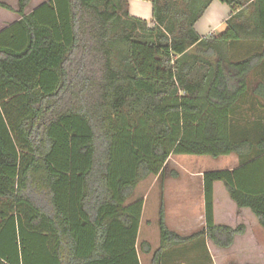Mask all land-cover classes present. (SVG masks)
<instances>
[{
  "label": "trees",
  "instance_id": "trees-1",
  "mask_svg": "<svg viewBox=\"0 0 264 264\" xmlns=\"http://www.w3.org/2000/svg\"><path fill=\"white\" fill-rule=\"evenodd\" d=\"M150 1L148 22L130 14L129 0L31 10L32 0H0L18 16L0 30V264H141L138 247L152 250L138 245L144 201L132 200L151 177L161 202L151 264L205 237L234 250L246 226L215 225L219 184L264 228V0H218L231 15L206 38L195 26L215 0ZM254 78L248 129L235 115ZM231 154L239 169L204 174L206 230L170 231V158ZM256 250L257 261L230 264H264Z\"/></svg>",
  "mask_w": 264,
  "mask_h": 264
},
{
  "label": "crops",
  "instance_id": "crops-1",
  "mask_svg": "<svg viewBox=\"0 0 264 264\" xmlns=\"http://www.w3.org/2000/svg\"><path fill=\"white\" fill-rule=\"evenodd\" d=\"M129 1L130 14L133 17L146 20L148 22L152 21L153 6L150 0ZM133 3L137 4L139 8H137L136 5L133 6ZM146 3L152 7L151 16L144 14L145 11H142L141 5ZM230 15L231 8L222 4L218 0H215L205 12L203 17L198 21L195 29L203 38H206L213 33L219 34L220 31H224L225 23L230 18ZM174 157L177 158L176 163L189 170L186 173H178V178L167 176L164 193L165 224L170 231L182 237H191L194 234L205 231L207 228L204 174L217 171L237 170L241 167L242 161L237 154H231L229 156H223L215 159L222 163L219 168H216L217 170H190L189 166L194 163L190 159H185L186 156H172L167 166ZM154 179L156 180L153 181L151 186L147 187L144 195H138V190L144 182L139 185L135 192V196L138 195V197H140L139 199H143L144 201L140 229L145 222V215L149 214L151 216L153 215V218L147 221L146 226L150 228L156 225L159 230V211L161 208L159 191L156 195L157 197L151 201L149 206L147 205L149 197L156 191L155 187L157 186V178ZM261 181L262 182L256 184V187L257 185L259 187L263 186L261 185L263 180ZM134 197L132 201H134ZM213 215L215 225H227L233 228L240 225L246 226L245 234L238 236L234 241V246L239 245V247H241L239 251H236L235 249H221L205 237L203 239H195L184 246H175L167 250L163 254L160 264H230L233 261H257L258 255L256 247L260 248L264 257V228L259 225L256 217L250 210L239 209L237 204L233 202L228 195L224 186L220 184L219 186L216 185L214 188ZM145 242H148L151 245L152 253L149 255L144 254L138 247L139 260L140 263L143 264L141 261L142 255L147 258L151 255L149 262H147V264H151L152 254L160 247L161 243L159 244L158 240L156 242L150 240L148 235ZM141 243L142 242H138V245L140 246Z\"/></svg>",
  "mask_w": 264,
  "mask_h": 264
},
{
  "label": "rangeland",
  "instance_id": "rangeland-1",
  "mask_svg": "<svg viewBox=\"0 0 264 264\" xmlns=\"http://www.w3.org/2000/svg\"><path fill=\"white\" fill-rule=\"evenodd\" d=\"M4 2L10 4L11 6L17 8V2L18 0H3ZM48 0H32V5H31V9H34L35 7L41 5L42 3L46 2ZM137 8H139L137 6V4L133 3V6H135ZM140 5V4H138ZM142 6V11H145L144 14L151 16L152 15V7L150 5H148L147 3ZM18 19V16H16L15 14L12 13H8L5 11H0V30H2L3 28H5L6 26L12 24L13 22H15ZM221 32V31H220ZM242 48V47H241ZM237 49L235 52H233L232 57L233 58H239V57H243L245 55V51H242V49ZM258 79L254 78L251 88H250V92L246 95V97H244V102L242 101L239 105V107H242L241 109L238 110V112L236 113V118L238 120V122H236V124L238 126L241 127H246L248 129H251V126L253 124H255L257 118H256V111H254L255 108H253V103L256 101V99L253 97L252 95V90L253 87L257 84ZM252 108V111L250 110ZM252 139H255V135L250 134ZM185 159H190L194 164L190 165L189 168L190 170H197V169H208V170H217L216 168H219L222 163H220L219 161L209 158V157H188L186 156ZM177 158H172L170 164L167 166V174L168 176H170V174L172 172H177V173H186L188 172L187 169L183 168L182 166H180L178 163H176ZM187 179V178H186ZM156 179H154L153 177H151L148 181L144 182L142 184V186H140V189L138 190V195H144L147 187L151 186V184H153V181H155ZM157 183V182H156ZM156 191L154 193L151 194V196L149 197V202L147 203V205L149 206L151 204V201H153L155 199V197H157V193L159 191L158 189V184L155 187ZM138 195H136L134 198V201L138 200L140 197H138ZM153 215H149L146 214L145 215V222L142 226V228L139 231V236H138V242H145V240H147V235L150 238V240L152 241H159L160 244V233L158 230V227L156 225H154L153 227L148 228L146 226V223L149 219H152ZM156 248V247H155ZM241 247H239V245H235V250L239 251ZM149 258L145 257L144 255H142L141 257V261L143 264H147V262H149V259L151 257L148 256ZM264 258V257H263Z\"/></svg>",
  "mask_w": 264,
  "mask_h": 264
}]
</instances>
